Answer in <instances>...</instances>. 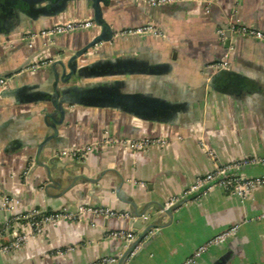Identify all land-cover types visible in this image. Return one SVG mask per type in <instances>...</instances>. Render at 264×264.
Returning <instances> with one entry per match:
<instances>
[{
  "label": "crops",
  "instance_id": "0c3cea01",
  "mask_svg": "<svg viewBox=\"0 0 264 264\" xmlns=\"http://www.w3.org/2000/svg\"><path fill=\"white\" fill-rule=\"evenodd\" d=\"M12 1L0 0V75L8 74L9 89L53 81L50 64L68 58L89 38L77 33L44 38L41 33L58 22L91 19L89 2L70 1L55 12V6L50 7L55 0L22 3L21 10L10 7ZM103 16L118 31L144 24L161 31V37L115 38L105 46L112 53L106 60L133 57L166 65L168 70L156 75L152 94L170 106L187 109L169 107L156 115V121H142L109 109L65 106L63 124L56 126L58 138L51 140L52 149L44 150V158L63 149L90 146L81 160H61L70 165L68 175L94 179L106 173L96 184L77 181L58 195L56 189L39 190L46 180L43 168L37 166L27 176L37 147L53 135L54 122L47 117L45 103L16 105L0 98V230L12 217L33 209L75 212L80 206L103 207L130 215L129 219L82 216L46 226L20 251L0 254V264H117L126 246L112 233L128 231L135 240L145 226L168 221L154 210L155 205L145 212L146 203L167 205L181 198L197 177L213 171L215 165L264 157V43L232 37L226 49L217 35L229 19L264 34V0H201L159 8L110 0ZM224 62L226 70L209 85L213 66ZM131 77L130 91H147L144 75ZM140 139L164 144L134 151L125 143ZM238 174L264 177V166L241 167ZM3 197L16 201L13 213L2 209ZM129 198L137 214L145 212L143 217L130 214L123 201ZM262 212L264 187L252 189L244 198L212 188L176 210L167 227L153 230L158 236L143 250L136 249L125 264H184L199 246L232 226L238 227L236 235L223 246L209 248L195 264H216L221 258V264H264V219L256 220ZM12 224L21 233L29 232L24 223ZM109 259L116 262H105Z\"/></svg>",
  "mask_w": 264,
  "mask_h": 264
},
{
  "label": "water",
  "instance_id": "95a60500",
  "mask_svg": "<svg viewBox=\"0 0 264 264\" xmlns=\"http://www.w3.org/2000/svg\"><path fill=\"white\" fill-rule=\"evenodd\" d=\"M40 0H13L8 3L10 7L14 10H21L23 8L22 3L34 4ZM74 0H55L50 7L56 11L65 9L68 2ZM89 2V9L91 10L92 18L91 20L95 24V29L91 31H75L79 37L83 38L88 36L89 40L81 46L80 48L71 51V55L68 58H64L58 61H54L50 64V73L53 75L54 79L50 77L53 81L39 83V84H29L20 88L9 89L8 82L0 91V98L11 101L16 105L23 104H37L45 103V111H49L47 117L53 120L54 125H51L53 135L46 138L37 147L36 154L33 157V164L30 167L27 176H29L34 169L38 166L43 168L46 180L40 183L39 190L46 192L49 188L56 189L59 191L58 195H63L68 190H70L73 185L79 181L80 183L96 184L104 176L106 172H102L97 178L88 179L85 176H69L67 168L70 166L67 163H62L61 159L54 154L44 158L43 152L52 149L51 140L58 138L57 125L63 124L64 118L67 114L65 106H82L87 108H97V109H109L119 112H124L130 116H133L142 121H156V115L165 111L167 108L172 110L182 111L187 106L174 105L170 106L166 104V101L160 98H156L146 89V92H132L131 90V75L139 73H128V74H100L97 69L101 64L114 63L116 61H131L135 64H146L149 66L148 70L140 73L142 76H156L161 74L164 70H168L166 65H157L149 62H144L140 59L133 57L129 58H117L112 60H106L108 55L112 53L104 50L105 47L101 45L109 44L115 39V34L121 32L122 30H115L110 26L104 19L103 9L108 7L110 0H85ZM134 1V0H132ZM135 2V1H134ZM139 3V2H136ZM141 4V3H139ZM196 3H183L177 5H190ZM143 5V4H141ZM176 6V5H173ZM147 7V6H146ZM167 7V6H164ZM150 8V7H149ZM159 8V7H156ZM54 13H46V15H52ZM53 26V25H52ZM51 26V27H52ZM51 29V28H49ZM129 29V28H126ZM71 32V33H75ZM83 32V33H82ZM84 34V35H81ZM62 36V35H61ZM225 48H229L230 35L226 32ZM128 39V38H121ZM115 47L111 46L112 49ZM119 54V53H117ZM85 62V64H82ZM87 63V64H86ZM226 69H218L215 73L213 70L210 71V82L209 85L216 79L218 73L224 72ZM139 74V75H140ZM8 74L0 75V78H5ZM128 78V81L125 77ZM130 91V92H129ZM58 116V118H56ZM58 139L57 141H59ZM70 149V148H67ZM66 150V149H63ZM61 150V151H63ZM235 172L238 173V170ZM63 182L66 186L62 188ZM206 189L203 188L197 192L191 193L175 202L174 204L167 206L152 204L154 202H149L144 205V211L146 212L148 208L152 205L157 206L154 210L168 219L165 224L162 225H147L138 234L137 238L132 240L127 246L123 254L118 258L117 264H125L127 259L136 254L137 251L143 250L150 242H152L158 232H152L153 230H159L165 228L171 223L173 213L181 208L184 204L191 202ZM118 195V191L116 192ZM130 206V214L135 218H141L144 216L145 212L137 214L136 205L129 198L123 200ZM223 258L219 259L216 264H221Z\"/></svg>",
  "mask_w": 264,
  "mask_h": 264
},
{
  "label": "built area",
  "instance_id": "2783aa9c",
  "mask_svg": "<svg viewBox=\"0 0 264 264\" xmlns=\"http://www.w3.org/2000/svg\"><path fill=\"white\" fill-rule=\"evenodd\" d=\"M144 6L150 8L173 6L183 3L199 4L201 0H134ZM95 27L94 22L90 19H73L65 22L55 23L51 29L41 33V37H55L65 35L75 31L89 30ZM226 32L232 37L251 39L264 43V34L250 26L240 24L235 19H229L227 24L217 30L218 38L221 42L226 41ZM161 37L162 33L154 25L144 24L135 28L124 29L115 34V38H134V37ZM33 38V36H32ZM226 62L216 64L212 70L215 73L218 69H226ZM8 82V78H0V91ZM111 142V141H110ZM127 147L134 151H143L151 144H164L163 140L156 139H140V140H125ZM90 151V146H82L79 148H70L56 153L55 155L61 160H81ZM208 156L212 161H215L214 155L208 151ZM264 166V157L249 156L241 160L232 162L228 165L217 166L214 170L202 176L197 177L194 183L184 192L183 197L197 192L206 187V189L197 197L206 195L212 188H217L225 194L235 195L239 198H244L252 189L264 187V177L247 178L239 175L236 170L246 166ZM174 198L170 200L167 206H170L180 200ZM16 201L3 197L1 207L7 213H13ZM82 216L102 217L105 219H129L130 215L126 212L113 211L103 207L91 208L80 206L73 212L68 209H62L56 212H45L39 209H33L24 214L16 215L8 220L5 227L0 230V254H14L20 251L26 241L32 235L38 234L46 226L57 224L62 221H75ZM264 219V212L256 217V220ZM13 222L24 223L29 232L21 233L13 228ZM237 226H232L225 231L215 235L199 246L185 260L184 264H195L197 260L211 247L223 246L232 239L237 232ZM11 239L8 241L7 237ZM111 237L120 239L127 246L133 239L134 235L131 232L118 231L111 234ZM108 263H115V259L105 260Z\"/></svg>",
  "mask_w": 264,
  "mask_h": 264
},
{
  "label": "flooded vegetation",
  "instance_id": "af4514ba",
  "mask_svg": "<svg viewBox=\"0 0 264 264\" xmlns=\"http://www.w3.org/2000/svg\"><path fill=\"white\" fill-rule=\"evenodd\" d=\"M95 29L92 28V29H89V30H86V31H91ZM84 32V31H83ZM149 68V66H147L146 64H133L131 61H116L114 63H108V64H101L99 66V68L97 69V71L100 73V74H105V75H109V74H128V73H142V72H145L147 71ZM146 78H147V86H148V90L152 91V93H156V76H146L144 75Z\"/></svg>",
  "mask_w": 264,
  "mask_h": 264
},
{
  "label": "rangeland",
  "instance_id": "374dc122",
  "mask_svg": "<svg viewBox=\"0 0 264 264\" xmlns=\"http://www.w3.org/2000/svg\"><path fill=\"white\" fill-rule=\"evenodd\" d=\"M83 31V30H82ZM75 33H78V32H75ZM69 34H74V33H68V34H65V35H69ZM79 34H76V36H78ZM60 36V35H59ZM87 36H90V35H87ZM148 37H152V36H148ZM101 46H103V47H105V46H107L106 44L105 45H101ZM39 66H41V65H39Z\"/></svg>",
  "mask_w": 264,
  "mask_h": 264
}]
</instances>
